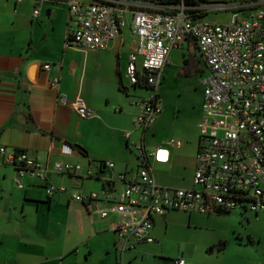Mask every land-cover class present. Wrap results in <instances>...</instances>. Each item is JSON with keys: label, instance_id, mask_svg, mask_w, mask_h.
<instances>
[{"label": "crops", "instance_id": "obj_1", "mask_svg": "<svg viewBox=\"0 0 264 264\" xmlns=\"http://www.w3.org/2000/svg\"><path fill=\"white\" fill-rule=\"evenodd\" d=\"M35 7L39 12L33 17ZM120 11L125 25L109 47L86 51L68 43L75 22L65 2L0 0V147L8 153L25 150L44 168L46 182L65 187V191L47 196L40 181L26 173L19 175L14 165L0 158V264H83L78 253L89 249L92 234L98 236L104 231L111 233L109 246L117 254L114 233L109 231L115 215L100 217L72 199L71 193L101 191L105 176L114 178L119 172L134 169L137 143L148 150L160 147L168 151L166 162L150 160L157 184L193 187L198 124L202 119L200 78L207 72L206 65L192 37L170 50L158 89L161 112L152 124L169 115L172 119L179 117L181 110L176 114L175 107L162 99L160 90L165 71L172 66V81L184 83L193 78L200 98L188 109V113L193 112L189 130L175 143L167 140L162 145L155 144L148 139L149 133L154 135L149 131L152 124L145 130L132 124L139 102L149 90L131 85L126 76L129 53L136 48L138 39L129 26L131 12ZM140 60L138 56V70ZM44 64H48L47 69ZM53 78L58 79L56 87L50 86ZM59 93L65 94L66 105L58 101ZM77 107L91 109L94 115L81 117ZM181 159L192 166L188 180L179 176ZM100 161L113 162V167H98ZM56 162L79 164L78 176L54 172ZM87 168L93 171L90 177L83 175ZM99 205L103 207L105 203ZM172 212L182 211H168L154 218L153 236L161 238L166 234L161 225ZM195 215L203 214L189 213V219ZM221 215L206 214V219ZM248 239L254 237L250 234ZM143 244L148 243H139L124 252ZM161 259L168 262L171 258Z\"/></svg>", "mask_w": 264, "mask_h": 264}, {"label": "built area", "instance_id": "obj_2", "mask_svg": "<svg viewBox=\"0 0 264 264\" xmlns=\"http://www.w3.org/2000/svg\"><path fill=\"white\" fill-rule=\"evenodd\" d=\"M58 1L65 2L74 17L75 28L68 43L86 51L107 49L125 25L120 9L131 12L129 26L138 41L129 53L126 76L131 85L140 83L149 90L132 118L137 128L147 129L161 112L158 89L172 48L187 37L194 38L207 68L200 78L202 119L192 188L157 184L150 160L166 162L168 151L160 147L148 150L137 143L134 169L119 172L114 178L105 176L101 191L71 193L72 199L100 217L115 215L111 231L116 248L122 253L139 243L156 242L154 218L168 211L210 214L240 208L264 213V0H202L194 5L182 0L168 10L153 0ZM212 11L228 12L229 18L217 22L204 17ZM38 12L35 7L33 17ZM138 56L140 70L136 67ZM57 83L53 78L50 86ZM58 101L66 105L64 93L58 94ZM76 111L84 118L94 115L84 107ZM0 158L14 165L19 175L26 173L40 181L47 196L65 191L64 186L46 182L44 168L25 150L8 153L0 147ZM98 167L112 168L113 162L102 161ZM80 169L79 164L66 162L53 165L59 174L78 176ZM83 175L90 177L93 171L87 168ZM15 182L21 187L19 179ZM173 264H185V260L178 256Z\"/></svg>", "mask_w": 264, "mask_h": 264}, {"label": "rangeland", "instance_id": "obj_3", "mask_svg": "<svg viewBox=\"0 0 264 264\" xmlns=\"http://www.w3.org/2000/svg\"><path fill=\"white\" fill-rule=\"evenodd\" d=\"M204 17L226 22L229 13L212 11ZM173 71L174 66L165 71L160 87L161 96L175 107L176 114L177 110L181 111L178 118L172 119L169 115L158 124L150 126L149 131H153L154 135L150 136L149 133L148 139L155 144L162 145L167 140L175 143L182 133L189 130L193 112L188 113V109L200 98V90L195 88L196 80L192 78L182 83L177 79L178 82H173L171 79ZM180 162L179 176L184 175L188 180L192 174V166L189 162L188 165L185 164L186 161L182 159ZM115 187L118 188V184H115ZM170 214L161 225V228H165L166 234L161 238L153 236L158 240L157 244L152 242L143 246L138 245L136 250L122 254L117 251V255L114 254L112 246H109L111 233L104 231L98 236L93 234L90 236L89 249L84 248V251L78 253L79 260L83 264H172L171 260L166 262L161 257L175 259L182 255L186 264H264V213L255 215L254 212L248 210L244 212L236 208L218 217L209 216V219H206V214L195 215L193 219H189V213ZM70 225L74 226V223ZM75 232L73 230V233ZM250 234L254 237L253 240L248 239ZM221 246L222 250H217Z\"/></svg>", "mask_w": 264, "mask_h": 264}, {"label": "trees", "instance_id": "obj_4", "mask_svg": "<svg viewBox=\"0 0 264 264\" xmlns=\"http://www.w3.org/2000/svg\"><path fill=\"white\" fill-rule=\"evenodd\" d=\"M180 1H182V0H153L152 2L153 3H155V4H157V5H164V10H168V9H170V8H167L168 6H171V5H175V4H178ZM184 2H185V4H187V5H194L195 3H196V1H202V0H183ZM166 6V7H165ZM134 85H139V86H143V87H146L145 85H143V84H134ZM147 88V87H146ZM122 90H124V88H122ZM67 145H69L70 146V144H67ZM17 150H15L14 152H16ZM81 151L83 152V153H86V151L83 149V148H81ZM102 161H100L99 163H101ZM230 211H221V212H216V213H218V214H226V213H229ZM168 260H171L172 261V264H173V261H174V259H168Z\"/></svg>", "mask_w": 264, "mask_h": 264}, {"label": "water", "instance_id": "obj_5", "mask_svg": "<svg viewBox=\"0 0 264 264\" xmlns=\"http://www.w3.org/2000/svg\"><path fill=\"white\" fill-rule=\"evenodd\" d=\"M73 147L78 149V150H81V147L79 145H74Z\"/></svg>", "mask_w": 264, "mask_h": 264}, {"label": "flooded vegetation", "instance_id": "obj_6", "mask_svg": "<svg viewBox=\"0 0 264 264\" xmlns=\"http://www.w3.org/2000/svg\"><path fill=\"white\" fill-rule=\"evenodd\" d=\"M247 211V210H246ZM245 212V211H244ZM255 215H258V214H260V212H258V213H254Z\"/></svg>", "mask_w": 264, "mask_h": 264}]
</instances>
